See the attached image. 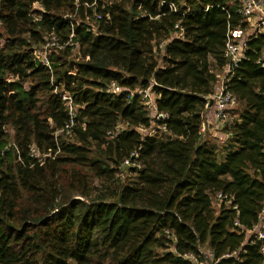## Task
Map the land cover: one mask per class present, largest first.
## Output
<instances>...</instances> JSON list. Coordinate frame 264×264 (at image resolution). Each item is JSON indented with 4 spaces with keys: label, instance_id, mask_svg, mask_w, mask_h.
<instances>
[{
    "label": "trees",
    "instance_id": "16d2710c",
    "mask_svg": "<svg viewBox=\"0 0 264 264\" xmlns=\"http://www.w3.org/2000/svg\"><path fill=\"white\" fill-rule=\"evenodd\" d=\"M236 7L0 0V264H193L185 256L200 260L203 248L213 264L263 263L245 230L264 198V33L228 83L238 108L227 140L199 133L228 27L241 25ZM52 35L62 47L50 70L34 51ZM112 82L123 90L107 92ZM61 86L78 107L69 136L58 133L69 120ZM148 87L166 119H152L135 92ZM32 145L60 150L39 163ZM217 192L237 210L215 207Z\"/></svg>",
    "mask_w": 264,
    "mask_h": 264
},
{
    "label": "built area",
    "instance_id": "2783aa9c",
    "mask_svg": "<svg viewBox=\"0 0 264 264\" xmlns=\"http://www.w3.org/2000/svg\"><path fill=\"white\" fill-rule=\"evenodd\" d=\"M237 7L236 12L240 16V23L243 26H236L235 28L228 27L226 40L223 48V55L226 59V63L220 68V73L216 72V80L213 85L211 94L206 97V102L204 105L203 121L200 125L199 133L202 136H205L207 131V122H206V112H212V115L215 119V122L218 124V128L223 130L225 124L228 123L232 118V112L237 109L238 101L236 95L228 88V83L234 76V70L237 68L240 63L246 59L248 43L252 39L256 38L258 35L264 33V0H236ZM172 9H175L173 4H170ZM181 31L176 34L177 37L181 36ZM62 45L59 44L58 38L55 35H52L49 40H47L42 47L35 49L34 55L38 62L51 70L49 55L52 53L53 48H61ZM257 63L261 67H264V45L262 48V53ZM123 90V87L116 85L114 82L106 89L107 92L111 94H118ZM54 92L60 97L63 105L66 108L69 120L60 129L58 132H64L68 136L70 135L71 127L74 124L75 117L78 113V107L73 102L72 95L64 89L58 90L54 89ZM135 92L142 95L143 103L147 106L150 111L152 119H166L167 114L164 112H158L156 109V99L157 95L148 87L147 89L141 90L137 89ZM124 127L122 125H117L115 131L119 132ZM164 129V127H161ZM148 130L144 134H151L154 131L150 128H138L141 130ZM152 130V131H151ZM141 133V132H140ZM110 134V132H108ZM228 137V134L226 133ZM60 150V147L56 145V150L52 154L50 151L47 153H40L34 145L30 147V156L36 159L39 163H42L46 157H52L56 155ZM264 151V144H263ZM125 165H128V161H124ZM213 205L215 207H220L221 205H226L230 209L237 210V205L233 203L232 197L229 194L223 192H217L213 199ZM233 226L237 229L242 230L243 226L240 225L237 219L234 220ZM246 233L251 237L252 243L259 241L260 253L264 257V198H263V208L261 210L259 221L257 225L252 230H245ZM167 237L174 240L173 234L167 231ZM210 256L211 253H209ZM185 258H188L193 264L198 260L192 255H186ZM264 264V261L263 263Z\"/></svg>",
    "mask_w": 264,
    "mask_h": 264
},
{
    "label": "rangeland",
    "instance_id": "374dc122",
    "mask_svg": "<svg viewBox=\"0 0 264 264\" xmlns=\"http://www.w3.org/2000/svg\"><path fill=\"white\" fill-rule=\"evenodd\" d=\"M34 8H36V9H39V7H38V5L36 4L35 6H34ZM77 46L75 47V48H73V50H72V55H75V54H77ZM216 72L217 73H220L221 71H220V69H217L216 70ZM61 89H64L63 88V86H61V88L60 89H58V90H61ZM153 95H155V94H153ZM238 108V107H237ZM237 109H235L234 111H236ZM154 125H155V123L153 122V127H154ZM152 131V130H151ZM9 132H10V134H12L13 132H12V129H9ZM142 134H144V133H146V132H149L147 129L146 130H141L140 131ZM58 133H60V132H58ZM65 136H68V135H65ZM209 138H211V139H215L216 140V142L218 143V144H221L222 143V141H224V140H221L220 139V137H209ZM208 138V139H209ZM67 139V138H66ZM226 139V138H225ZM227 140V139H226ZM225 142V141H224ZM126 168L124 167V168H122L121 170H120V172H121V174H123V176L126 174V170H125ZM210 252H209V250L207 249V248H203L202 249V258L200 259V260H198L195 264H213V260H212V256H210V254H209Z\"/></svg>",
    "mask_w": 264,
    "mask_h": 264
},
{
    "label": "crops",
    "instance_id": "0c3cea01",
    "mask_svg": "<svg viewBox=\"0 0 264 264\" xmlns=\"http://www.w3.org/2000/svg\"><path fill=\"white\" fill-rule=\"evenodd\" d=\"M206 122H207V131L204 137H220L221 140L226 141L227 136L224 130L218 128V124L215 122V119L212 115V112H206ZM226 138V139H225ZM222 141V143H224Z\"/></svg>",
    "mask_w": 264,
    "mask_h": 264
}]
</instances>
